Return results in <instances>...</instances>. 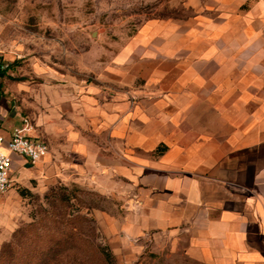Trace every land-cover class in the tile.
Instances as JSON below:
<instances>
[{"label": "crops", "instance_id": "1", "mask_svg": "<svg viewBox=\"0 0 264 264\" xmlns=\"http://www.w3.org/2000/svg\"><path fill=\"white\" fill-rule=\"evenodd\" d=\"M191 7L143 24L91 80L10 94L0 79V137L29 117L49 146L37 164L12 154L0 223L18 189L58 176L124 199L134 232L190 264H264V0Z\"/></svg>", "mask_w": 264, "mask_h": 264}, {"label": "rangeland", "instance_id": "2", "mask_svg": "<svg viewBox=\"0 0 264 264\" xmlns=\"http://www.w3.org/2000/svg\"><path fill=\"white\" fill-rule=\"evenodd\" d=\"M191 4L0 0V62L5 70L0 79L10 94L22 84L45 81L47 73L56 83L91 80L95 66L143 24L189 17ZM55 177L49 186L39 187L40 193L17 190L0 223V264H190L158 232H134L124 199L103 196L77 179Z\"/></svg>", "mask_w": 264, "mask_h": 264}, {"label": "built area", "instance_id": "3", "mask_svg": "<svg viewBox=\"0 0 264 264\" xmlns=\"http://www.w3.org/2000/svg\"><path fill=\"white\" fill-rule=\"evenodd\" d=\"M32 125L24 118L22 124L16 127L9 140L0 137V196L13 186L12 154L29 160L32 164L42 162L49 153V146L45 140L30 136Z\"/></svg>", "mask_w": 264, "mask_h": 264}, {"label": "trees", "instance_id": "4", "mask_svg": "<svg viewBox=\"0 0 264 264\" xmlns=\"http://www.w3.org/2000/svg\"><path fill=\"white\" fill-rule=\"evenodd\" d=\"M2 65H3L2 62H0V77L5 75V70L1 69Z\"/></svg>", "mask_w": 264, "mask_h": 264}]
</instances>
